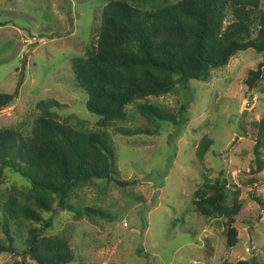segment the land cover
<instances>
[{
    "label": "rangeland",
    "instance_id": "1",
    "mask_svg": "<svg viewBox=\"0 0 264 264\" xmlns=\"http://www.w3.org/2000/svg\"><path fill=\"white\" fill-rule=\"evenodd\" d=\"M107 3L0 0V93L13 94L23 79L16 102L0 113V130L30 131L41 101H57L63 105L55 108L61 116H75L91 131L101 129L99 117L87 108L88 95L75 80L73 61L91 47ZM261 60L253 50L242 52L226 68L214 70L209 82L192 81L188 89L178 87L168 96L128 107L129 121L122 128L135 132L150 127L139 106L178 113L189 105L185 125L178 129L159 122V136L127 138L107 131L118 156V179L128 185L99 181L79 191L83 207L102 209L109 220L78 221L62 212L55 217L50 235H70L74 264H264V173L255 177L254 186L243 187L234 248H228L223 228L201 217L192 204L194 192L220 171L239 182L252 168L248 125L264 118V93L248 95L244 82ZM204 136L215 145L201 160L197 146ZM10 183L21 185L8 175L4 188ZM16 248L22 252L24 242L16 240ZM14 261L13 255H0V264Z\"/></svg>",
    "mask_w": 264,
    "mask_h": 264
},
{
    "label": "trees",
    "instance_id": "2",
    "mask_svg": "<svg viewBox=\"0 0 264 264\" xmlns=\"http://www.w3.org/2000/svg\"><path fill=\"white\" fill-rule=\"evenodd\" d=\"M107 1L91 47L73 61L75 80L88 95L87 108L99 117L101 129L91 131L75 116H61L55 108L63 105L57 101H41L30 131L0 130V230L4 235L0 255H13L14 264H30L28 259L36 264L76 263L70 235H50L55 217L62 212L78 221L109 220L102 209L83 207L79 191L99 181L128 185L118 179V156L107 131L127 138L159 136V122L180 129L189 109L188 104L178 113L139 106L150 127L132 132L122 128L129 121L128 107L150 97L168 96L178 87L188 89L192 81L209 82L214 70L226 68L248 50L262 60L248 72L246 92L264 93V0ZM22 83L23 79L13 94L0 93V113L19 97ZM248 126L255 156L249 174L243 173L237 182L220 171L192 198L201 217L223 228L228 248L238 244L236 223L244 207L243 187L254 186L255 177L264 173V118ZM214 145L204 136L197 146L198 158L205 159ZM8 175L21 185L10 183L4 188ZM16 240L24 242L22 252Z\"/></svg>",
    "mask_w": 264,
    "mask_h": 264
},
{
    "label": "water",
    "instance_id": "3",
    "mask_svg": "<svg viewBox=\"0 0 264 264\" xmlns=\"http://www.w3.org/2000/svg\"><path fill=\"white\" fill-rule=\"evenodd\" d=\"M16 102V100H14L13 102H11L9 105H12ZM240 125L243 126L244 125V116H242V119L240 121Z\"/></svg>",
    "mask_w": 264,
    "mask_h": 264
}]
</instances>
